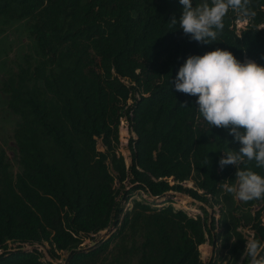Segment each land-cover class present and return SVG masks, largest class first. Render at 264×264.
I'll list each match as a JSON object with an SVG mask.
<instances>
[{
	"label": "trees",
	"instance_id": "obj_1",
	"mask_svg": "<svg viewBox=\"0 0 264 264\" xmlns=\"http://www.w3.org/2000/svg\"><path fill=\"white\" fill-rule=\"evenodd\" d=\"M250 8L256 15L243 29L229 10L217 40L205 45L171 25L182 14L179 0H0V20H26L33 49L0 87L18 118L21 166L14 176L0 148V264H54L37 248L43 243L68 253L65 264H97L126 237L122 253L137 264H203L198 247L207 236L232 260L249 259L238 228L264 241V199L243 202L226 191L236 167L218 161L239 144L211 127L197 97L176 91L174 81L189 56L217 48L264 66V0ZM125 122L136 136L128 167L115 150ZM239 168L264 177L255 161ZM170 180L193 182L187 193L196 201L225 204L221 218L208 226L175 210ZM254 206L262 208L253 215ZM107 229L115 231L105 243L81 248L82 238Z\"/></svg>",
	"mask_w": 264,
	"mask_h": 264
},
{
	"label": "clouds",
	"instance_id": "obj_2",
	"mask_svg": "<svg viewBox=\"0 0 264 264\" xmlns=\"http://www.w3.org/2000/svg\"><path fill=\"white\" fill-rule=\"evenodd\" d=\"M183 6L179 21L171 25L201 44H211L224 29L229 10L247 25L256 13L251 0H211L193 6L192 0H179ZM176 91L195 96L198 112L211 127L227 129L238 150L224 153L218 161L221 169L236 167L235 184L226 191L243 202L264 199V177L241 164L255 161L264 168V66L248 60L240 62L227 50L217 48L201 55L189 56L179 67L174 81ZM250 264H260L264 241L253 233L245 244Z\"/></svg>",
	"mask_w": 264,
	"mask_h": 264
},
{
	"label": "rangeland",
	"instance_id": "obj_3",
	"mask_svg": "<svg viewBox=\"0 0 264 264\" xmlns=\"http://www.w3.org/2000/svg\"><path fill=\"white\" fill-rule=\"evenodd\" d=\"M26 20L22 21H5L0 20V87L5 78V74L8 71H16L18 66L24 63L26 56H32V42L26 35L25 26ZM237 29H243L245 24L242 21H237ZM7 96L1 92L0 89V148L5 152L6 157L10 163L11 171L14 176L18 175L21 171L20 157L18 154L17 146L13 140V133L18 122V118L13 115L6 106ZM129 104V100L126 101ZM117 124V138L115 142L116 152L123 157L126 167L131 162V150L130 142L135 139V134L127 127V123L124 126ZM98 148L100 151L104 150L100 141H98ZM170 185L174 186L175 196L172 197V207L175 210H183L188 216L196 218L200 217L206 220V224L209 226L211 220L218 221L222 213H224L225 204L219 203H201L192 199L187 193V189H194L193 182L189 180L185 181H169ZM201 193V191H199ZM143 194H138L134 198L141 199ZM234 199H237L234 197ZM131 203L129 201L128 206ZM262 206H254L251 210L254 215ZM205 211V212H204ZM261 223L264 226V215L261 219ZM238 230L242 233L245 244L254 233L249 227H240ZM114 229L105 230L95 235H89L82 238L81 248L85 251L93 249L103 243H105L111 235L114 233ZM220 229L216 225V229L212 231V234L218 233ZM256 238V237H255ZM260 240L259 238H256ZM131 238L126 237L124 242L114 241L108 247V250L101 256L100 261L97 264H137L138 257L125 258L122 253L121 247H129ZM10 247H15L11 246ZM37 248L42 252L45 260L52 261L54 264H65V259L68 256L66 252H53L51 247L47 243L37 245ZM220 243L218 240L211 242L207 236L206 243L199 246L200 259L203 264L222 262L223 264H250V259L245 260L244 254L239 258L232 260L231 254L226 255L225 252L220 253ZM227 258L229 259L227 261ZM260 264H264V258H258Z\"/></svg>",
	"mask_w": 264,
	"mask_h": 264
}]
</instances>
